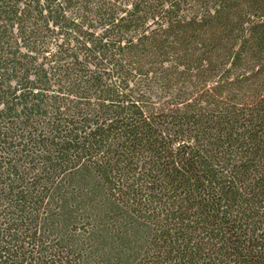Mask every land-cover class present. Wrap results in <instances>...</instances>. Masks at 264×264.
I'll return each instance as SVG.
<instances>
[{
	"label": "trees",
	"instance_id": "obj_1",
	"mask_svg": "<svg viewBox=\"0 0 264 264\" xmlns=\"http://www.w3.org/2000/svg\"><path fill=\"white\" fill-rule=\"evenodd\" d=\"M0 264H264V0H0Z\"/></svg>",
	"mask_w": 264,
	"mask_h": 264
},
{
	"label": "rangeland",
	"instance_id": "obj_2",
	"mask_svg": "<svg viewBox=\"0 0 264 264\" xmlns=\"http://www.w3.org/2000/svg\"><path fill=\"white\" fill-rule=\"evenodd\" d=\"M129 94L147 113L165 112L177 106L174 94L154 87L132 84Z\"/></svg>",
	"mask_w": 264,
	"mask_h": 264
}]
</instances>
